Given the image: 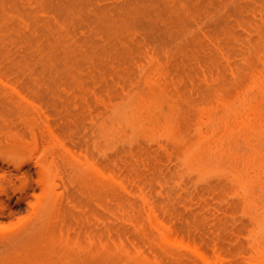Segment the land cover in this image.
Masks as SVG:
<instances>
[{"label": "bare ground", "instance_id": "1", "mask_svg": "<svg viewBox=\"0 0 264 264\" xmlns=\"http://www.w3.org/2000/svg\"><path fill=\"white\" fill-rule=\"evenodd\" d=\"M254 95L264 0H0V264H264Z\"/></svg>", "mask_w": 264, "mask_h": 264}, {"label": "rangeland", "instance_id": "2", "mask_svg": "<svg viewBox=\"0 0 264 264\" xmlns=\"http://www.w3.org/2000/svg\"><path fill=\"white\" fill-rule=\"evenodd\" d=\"M24 91H25V94L23 95V98H20V97L17 98L20 103L17 104V107L15 109V113L17 115L16 117H19L20 119L28 116V113L25 111L26 106L33 107V105L30 103H32L33 101H37V100L39 101V98H38L39 95L32 92L31 89H29L28 87H25ZM251 95H253V93ZM255 95L257 96V94H255ZM255 95H254V97H256ZM259 96L261 97V95H259ZM259 96H258V99H259L258 104L261 102L259 105H263L264 104V99H263L264 97L260 98ZM251 97L254 98L253 96H251ZM248 98H249L248 100L250 101V96ZM254 99H252V100H254ZM256 99H257V97H256ZM258 99H257V101H258ZM251 102L252 101H250V103ZM254 102H256V100H254ZM253 103H251V104H253ZM254 104H257V103H254ZM218 111H220V109H218ZM236 139H238V138L236 137ZM236 139H235V143H237ZM240 139H241V136H239V143H237V144H239L238 145L239 149L243 150V152L247 151L246 153L249 154V151L251 149L249 150L248 144L246 143L245 140L243 141L242 139L241 140ZM241 150H240V153H241ZM250 154H251V151H250ZM250 154L247 156L252 157V154L251 155ZM251 157H249V158H251ZM33 165H35V164H33ZM241 166L243 167L244 165H241ZM254 192H255L254 195H256L254 197L256 199L258 207H257V205L254 204L253 206L257 207V209L253 207V211L255 213H257V211H259V210L261 212V210L264 207V188L257 186L255 188ZM36 199H37L36 195L29 193L27 191L25 182L24 181L19 182L17 186L12 187L10 189V196H7L5 194L0 196V201L3 205V207L0 209V221L3 222L4 224H6L8 227H15V226L22 224L25 220H27L30 217L32 210H33V203ZM255 210H257V211H255ZM240 214L243 215L242 213H240ZM241 215H239V216L241 217ZM197 223L202 224V225L206 224L205 226H209V227L217 224V223H215L213 225V223H214L213 218L203 219L201 222H197ZM237 225H239V223H237ZM216 227L219 228L220 227L219 224L216 225ZM215 228H214V231H215ZM208 229H211V228H208ZM229 230H230V232L233 231L230 228H229ZM219 231H218V233H219ZM246 243H248V242H246ZM247 245H249V244H247ZM248 247L249 248H247V249H250L251 244ZM249 252H251V254H252L254 251L252 249ZM239 255H241V254H239ZM238 257H240V256L237 255V257L236 256L235 257H225V258H223L224 264H233L231 260L238 259L240 261H242V260L244 261V258H249L246 256L243 257V255L240 258H238ZM248 262L249 261L248 260L246 261V259H245V263L252 264L251 262L250 263H248Z\"/></svg>", "mask_w": 264, "mask_h": 264}]
</instances>
